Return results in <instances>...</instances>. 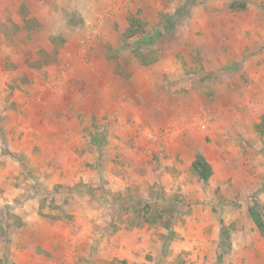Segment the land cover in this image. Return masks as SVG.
Listing matches in <instances>:
<instances>
[{"label":"rangeland","instance_id":"obj_1","mask_svg":"<svg viewBox=\"0 0 264 264\" xmlns=\"http://www.w3.org/2000/svg\"><path fill=\"white\" fill-rule=\"evenodd\" d=\"M250 210L264 0H0V264H264Z\"/></svg>","mask_w":264,"mask_h":264},{"label":"trees","instance_id":"obj_2","mask_svg":"<svg viewBox=\"0 0 264 264\" xmlns=\"http://www.w3.org/2000/svg\"><path fill=\"white\" fill-rule=\"evenodd\" d=\"M230 8L233 11L242 10V9L246 8V3L245 2H242V3L234 2L231 4ZM192 167H193L194 171L198 174L199 178L203 181H208L210 179V177L212 176V168H211L210 164L206 161L204 156H202L201 154H198L196 156V158L192 164ZM148 209H150L151 212L149 214L145 213L146 216H143V217L146 218L147 223L153 224L154 222H156L158 220L157 218H161L162 213H159L160 211H158V210H153L154 208L151 206V204L147 203L145 212H147ZM166 210H167V207H166ZM137 211L138 210H135V212H137ZM250 212H251V216H252L256 226L264 234V221L262 219L261 214L256 212V211H253V210H250ZM137 216L142 218V215L140 212H138ZM166 226H169V224Z\"/></svg>","mask_w":264,"mask_h":264},{"label":"crops","instance_id":"obj_3","mask_svg":"<svg viewBox=\"0 0 264 264\" xmlns=\"http://www.w3.org/2000/svg\"><path fill=\"white\" fill-rule=\"evenodd\" d=\"M70 143H68V145H69Z\"/></svg>","mask_w":264,"mask_h":264}]
</instances>
